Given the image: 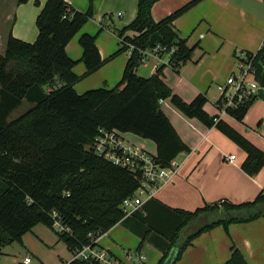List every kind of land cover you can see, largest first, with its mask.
<instances>
[{"label": "trees", "instance_id": "1", "mask_svg": "<svg viewBox=\"0 0 264 264\" xmlns=\"http://www.w3.org/2000/svg\"><path fill=\"white\" fill-rule=\"evenodd\" d=\"M28 1L18 0L17 4ZM157 1L138 0L134 21L117 31L120 49L110 59L130 54L120 83L112 89L83 94L74 89L106 62L100 57L95 36L79 39L83 76L73 73L77 63L66 54L68 43L93 17L91 4L81 13L64 0H47L35 21L38 34L34 42L9 35L0 54V249L22 244L26 234L43 225L55 231L58 241L74 254L87 246L97 248L94 241L121 224L140 237L138 251L145 242L150 243L162 253L157 264H175L203 233L217 227L227 232L232 224L264 217V189L252 201L235 204L223 200L193 212L166 210L162 205H158L160 211L151 209L152 199L128 217L121 209L125 200L134 197L142 175L99 156L95 142L102 132L112 131L149 140L156 147L153 158L162 167L189 153L162 111L165 100L185 117L216 129L241 149L245 159L240 168L247 176L253 177L264 168V152L222 119L208 115L204 95L189 103L183 101L162 80L164 66L147 79L136 74L143 53L158 45L150 42L154 34L161 38L159 46L166 48L159 55H169L168 65L174 71L193 58L195 46H187V40L174 31L173 22L204 0H192L155 22L151 8ZM127 32L135 35L126 36ZM255 59L256 78L262 79L264 46ZM252 102L228 111L229 116L243 122ZM162 210L169 212L171 219L163 216ZM56 223L61 231L55 229ZM168 223L172 225L169 228ZM65 264L99 263L72 258ZM223 264L248 263L232 245Z\"/></svg>", "mask_w": 264, "mask_h": 264}, {"label": "crops", "instance_id": "2", "mask_svg": "<svg viewBox=\"0 0 264 264\" xmlns=\"http://www.w3.org/2000/svg\"><path fill=\"white\" fill-rule=\"evenodd\" d=\"M17 1L0 0V54L5 50L9 35L27 43L37 38L35 21L47 0H29L21 5ZM64 1L81 13H85L90 4L93 10L92 19L66 46V54L77 63L73 73L78 77L85 73L79 45L82 35L96 37L100 57L106 61L97 72L74 86L76 93L116 87L122 79L129 52L113 59L110 57L120 49L117 31L131 24L136 17L138 0ZM190 1L158 0L151 8V17L159 22ZM173 29L180 38L187 40L188 47L195 46L192 61L174 71L168 65L169 55L147 56L136 74L147 79L157 68L164 66L162 80L175 95L187 103L204 95L207 99L205 112L217 116L220 95L216 92L233 67L235 52L254 53L264 45V0H204L176 19ZM134 35L126 33L129 37ZM260 99L262 102L246 114L251 112L250 121L245 119L246 116L241 123L230 117L222 120L264 152V129L260 127L264 121V98ZM207 105H212L214 111L210 112ZM161 106L190 152L177 157L180 163L178 175L152 200L148 199L151 200L149 208L159 210L158 205H162L166 210L193 212L205 204L223 200L235 204L252 201L264 189V168L253 177L247 176L240 168L245 154L228 138L225 137L227 141L223 138L229 145L226 146L218 138L220 132L185 117L169 100L163 101ZM251 121L254 125L250 124ZM124 137L148 154L155 155L153 142L147 143L132 134H124ZM230 155L236 158L233 163L226 159ZM148 200L144 199L143 204ZM162 213L171 219L169 212L162 210ZM171 226L167 224V228ZM140 243L138 235L118 224L98 238L97 248L124 261L129 254L127 251H138ZM232 245L241 251L248 264H264V217L249 223L232 224L227 232L217 227L203 233L192 241L175 264H223L230 257ZM138 252L144 258L142 264H157L162 257L159 249L147 242Z\"/></svg>", "mask_w": 264, "mask_h": 264}, {"label": "built area", "instance_id": "3", "mask_svg": "<svg viewBox=\"0 0 264 264\" xmlns=\"http://www.w3.org/2000/svg\"><path fill=\"white\" fill-rule=\"evenodd\" d=\"M165 50L166 48L160 47L159 44L156 45L153 49L143 53L144 58L141 64L145 62L147 56L156 57ZM173 52L174 49H171L170 53ZM257 52L251 54L243 51L235 52L234 67L225 83L218 86L220 91V103L217 106L219 109L218 119L230 117L228 111L235 110L243 102L254 100L258 97L263 85L261 86V79L256 78L255 57ZM157 70L158 68L155 71ZM94 149L99 156L113 165L125 168L131 172H140L142 175L141 185L135 192L134 197L122 203L121 209L126 217L140 210L143 200L153 198L162 187L170 183L178 175L180 170V163L177 158L172 160L167 166L162 167L154 160L152 155L128 141L124 134L118 131L102 132V135L95 142ZM226 159L233 163L236 158L234 155H230ZM55 229L58 231L62 230L58 223L55 224ZM97 241L98 239L94 243H97ZM73 258L93 260L99 264H142L144 261V258L139 254L135 256L136 260L130 258L129 254H127L125 259L127 263H124L115 259L104 250L92 248L91 246L75 252ZM31 263V258L27 256L23 258L21 264Z\"/></svg>", "mask_w": 264, "mask_h": 264}, {"label": "rangeland", "instance_id": "4", "mask_svg": "<svg viewBox=\"0 0 264 264\" xmlns=\"http://www.w3.org/2000/svg\"><path fill=\"white\" fill-rule=\"evenodd\" d=\"M233 67L228 75L223 78L220 85L225 83ZM262 90L264 94V84ZM218 92H216L217 95H220V91ZM260 102H262V99L258 97L255 98L249 110H254ZM207 108L210 112L214 111L212 105H207ZM15 114L16 113H13L10 119L13 118ZM249 114L252 115L251 112ZM250 115H247L245 119L250 121ZM250 124L254 125V121H251ZM260 127L264 129V121ZM218 138L222 143H226L227 141L225 136L221 135V133L218 135ZM146 142L151 143L149 140H146ZM226 146L229 145L226 143ZM191 229H193V227H191ZM127 253H129L130 258L136 260L135 256L138 254L135 251H127ZM27 256L31 258V264H65L72 258V254L66 249V246L58 241L55 231L43 225H37L30 233L26 234L22 244L13 243L0 249V264H21L23 258ZM122 262L127 263L125 260Z\"/></svg>", "mask_w": 264, "mask_h": 264}, {"label": "water", "instance_id": "5", "mask_svg": "<svg viewBox=\"0 0 264 264\" xmlns=\"http://www.w3.org/2000/svg\"><path fill=\"white\" fill-rule=\"evenodd\" d=\"M150 42L152 44H160L161 43V38L157 34H154V35H152L150 37ZM263 84H264V62H263V76H262V79H261V86ZM258 97L259 98H264L263 90H260Z\"/></svg>", "mask_w": 264, "mask_h": 264}]
</instances>
